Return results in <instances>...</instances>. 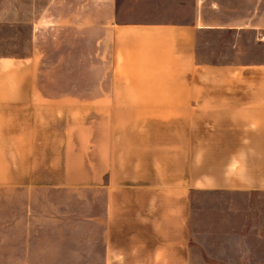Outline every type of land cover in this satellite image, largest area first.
I'll return each mask as SVG.
<instances>
[{
    "label": "crops",
    "instance_id": "1",
    "mask_svg": "<svg viewBox=\"0 0 264 264\" xmlns=\"http://www.w3.org/2000/svg\"><path fill=\"white\" fill-rule=\"evenodd\" d=\"M258 7V0H44L42 18L16 10L10 26L28 27L20 35L28 49L0 55V189L98 193L101 215L91 226L101 234L78 238L72 250L36 252L28 223L9 240L1 216L0 264H264ZM54 13L66 24L59 33L91 35L89 96L79 77L54 94L45 89L63 81L42 76L47 49L38 53L35 24H55ZM196 194L249 196V211L199 236ZM14 242L24 250H4Z\"/></svg>",
    "mask_w": 264,
    "mask_h": 264
},
{
    "label": "rangeland",
    "instance_id": "2",
    "mask_svg": "<svg viewBox=\"0 0 264 264\" xmlns=\"http://www.w3.org/2000/svg\"><path fill=\"white\" fill-rule=\"evenodd\" d=\"M13 1V2H11ZM27 0H3L2 7L7 22L0 25V55L23 54L28 49L25 36L28 27L17 28L10 26L13 22L14 12L17 10L22 19L32 18L33 15L42 16L44 0H35L37 5L28 11ZM260 12L264 11V0H258ZM57 14V13H56ZM264 14V12H263ZM52 17L51 26L43 24L42 19L35 24L36 47L38 53L43 48L47 49L46 64L42 67V76L47 81H63V84L45 83L46 91L54 94L61 89H68L66 82L72 77H79L85 82L78 85L80 93L89 96L90 84V55L93 49L91 35L84 31L81 36H75L70 30L59 33L58 28L65 27ZM42 18V17H41ZM57 23V24H56ZM64 23V21H63ZM66 23V19H65ZM14 24V23H13ZM19 35V36H18ZM77 68L76 71L73 70ZM82 91V92H81ZM84 96V95H83ZM102 196L98 193H90V190H74L62 188H38L27 195L20 189H0V217L3 220L4 237L20 236L27 233L26 223L29 226V234L35 236L36 242L32 247L34 251L72 250L80 247L75 243L80 237H91L101 234L99 225L91 226V218L101 215ZM249 196L240 195H216L196 194L193 204L194 232L202 236L204 229L212 225H222L226 222L235 223L236 220L244 219V209L249 211ZM249 216V212H248ZM19 220L18 226L12 224ZM34 223V225L32 224ZM34 226L31 228V226ZM224 229V228H223ZM45 242H42V241ZM60 241L59 243H57ZM61 242H65L62 244ZM194 250H199L201 244L195 243ZM211 251L224 252L233 245L208 244ZM237 246V245H236ZM246 246V245H244ZM249 246V245H248ZM4 250H24L23 243H4Z\"/></svg>",
    "mask_w": 264,
    "mask_h": 264
}]
</instances>
